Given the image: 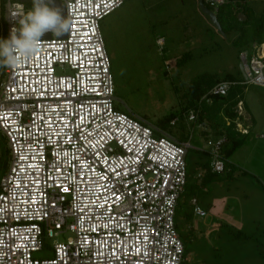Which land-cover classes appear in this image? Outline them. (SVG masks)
Masks as SVG:
<instances>
[{"label":"built area","instance_id":"1","mask_svg":"<svg viewBox=\"0 0 264 264\" xmlns=\"http://www.w3.org/2000/svg\"><path fill=\"white\" fill-rule=\"evenodd\" d=\"M56 1L71 34H51L31 58L0 67V135L8 154L0 179V264H183L175 207L186 186L189 142L157 136L114 107L100 22L126 0ZM5 3L7 38L13 24ZM203 3L215 13L224 0ZM240 56L245 81H221L204 98L224 97L236 84L264 86L263 49ZM234 111L236 131L248 134L243 101ZM184 115L199 122L198 110ZM197 126L206 128L203 121ZM224 141L206 140L213 174L225 172ZM191 205L193 215L206 216L196 199ZM65 233L46 248L50 258L33 257L43 240Z\"/></svg>","mask_w":264,"mask_h":264},{"label":"rangeland","instance_id":"2","mask_svg":"<svg viewBox=\"0 0 264 264\" xmlns=\"http://www.w3.org/2000/svg\"><path fill=\"white\" fill-rule=\"evenodd\" d=\"M239 5L250 7L255 16L264 14V0L231 3L233 8ZM213 25L198 0H126L105 17L100 31L110 63L114 107L144 121L157 136L189 142L186 186L175 215L183 264H264V86L243 85L240 121L243 127L250 126V134L229 157L225 173L198 178V173L205 174L201 165L211 161L206 140L220 137L213 133L223 119L209 124L202 119L206 128L201 129L200 121L189 122L183 113L187 86L198 76L231 75L245 81L241 53L233 44L238 33L224 35ZM261 46H254V55L264 52ZM243 53L248 58L251 49ZM169 115L175 124L166 121ZM4 150L0 141V179L8 168ZM193 198L207 212L205 218L190 217ZM214 203L221 204L215 209L217 217L211 215ZM214 223L218 227L211 229ZM68 236L43 240V251L33 257L50 258L46 248Z\"/></svg>","mask_w":264,"mask_h":264},{"label":"trees","instance_id":"3","mask_svg":"<svg viewBox=\"0 0 264 264\" xmlns=\"http://www.w3.org/2000/svg\"><path fill=\"white\" fill-rule=\"evenodd\" d=\"M231 3V0L224 1V4L218 8L216 12V19L219 24L218 26H220L221 32L224 35L232 32L234 33V31L237 32L238 35L234 40V46L238 48L239 53H243L251 49V55L248 56V58H251L252 55L255 54L254 46L260 47L262 44L264 45V14L255 16L250 7L239 5V7L233 8L231 7ZM24 5L26 8L32 7L31 1H25ZM204 6L207 9L212 10L206 4H204ZM238 14L243 15L245 19L243 21H239L237 17ZM4 29L5 24L3 22V6L2 0H0V39H4L5 37ZM1 79L2 77L0 75V80ZM196 79L197 80H194L195 82L192 81L189 83L190 85L187 86V92L185 93L186 108L183 110V113L184 111L186 112L191 109L198 110L199 121L202 122L204 120L207 122V124L215 122L219 117L223 119V123L222 121L220 123V128H218L214 133H211H213L214 136L219 135L224 136L225 138V141L220 147L223 159L225 161L226 172L229 157L234 153V151L243 145V137L248 135H242L235 129V119L237 116L234 109L237 102L241 100V92L244 86L239 84L233 85L229 89L227 95L224 97L204 98L212 86L216 85L217 83L221 81L238 83L240 80L234 78L231 75H226L220 79L217 78L216 75L209 74L200 75ZM165 119L167 122H169L173 119V115H169L168 117H165ZM0 138V141L5 146L2 137ZM6 150L7 149L5 146L4 151ZM204 169L205 174L203 179H206V176L210 175L211 170L207 165ZM178 202L177 207H179ZM177 207H175L176 210Z\"/></svg>","mask_w":264,"mask_h":264},{"label":"clouds","instance_id":"4","mask_svg":"<svg viewBox=\"0 0 264 264\" xmlns=\"http://www.w3.org/2000/svg\"><path fill=\"white\" fill-rule=\"evenodd\" d=\"M31 4L25 11L24 5L6 0L5 18L13 27L7 38L0 39V67L9 68L31 58L46 33L53 37L71 34V21L62 18L60 8L50 7L53 0H31Z\"/></svg>","mask_w":264,"mask_h":264},{"label":"water","instance_id":"5","mask_svg":"<svg viewBox=\"0 0 264 264\" xmlns=\"http://www.w3.org/2000/svg\"><path fill=\"white\" fill-rule=\"evenodd\" d=\"M51 6H55V7L60 8L62 18L66 19L65 8H64V5L61 2L53 0V5H50V7ZM198 6H199L200 10L203 12V14L208 16L209 20L214 24L213 26H216L217 29L221 32L220 26H218L219 24L217 22L216 16L214 15V13L212 11H210L209 9H207L204 6L203 0H198ZM240 16L242 17V19L240 18ZM237 17H238L239 21H243L245 19V17L243 15H240V14H238ZM64 36H65V34L60 36V37H58V38H62ZM50 37H51V33L49 32V33H46L41 39H49ZM240 70H241V72L243 74L242 65L240 66Z\"/></svg>","mask_w":264,"mask_h":264},{"label":"crops","instance_id":"6","mask_svg":"<svg viewBox=\"0 0 264 264\" xmlns=\"http://www.w3.org/2000/svg\"><path fill=\"white\" fill-rule=\"evenodd\" d=\"M224 1H230V0H224ZM247 1H250V2H252V1H255V0H247ZM231 2H233V3H235V4H237L238 5V0H231ZM264 46V45H263ZM263 46H262V48H263ZM246 105H245V109H246ZM252 120V119H251ZM225 121H227V120H225ZM249 126V125H248ZM247 126V127H248ZM250 127V126H249ZM250 134V128L248 129V135ZM208 166V168H209V163H207V164H203V165H201V168L203 169V170H205L204 168H205V166ZM207 168V167H206ZM210 169V168H209ZM203 172V171H202ZM198 178H200V179H203V177H202V174H199L198 173ZM215 205H212V209H211V215L213 216V217H217L218 216V213L219 212H217L216 213V211H215V209H218V206H220L221 204H219V203H214ZM192 205H191V202H190V204H189V209H190V217L192 218H194V217H197V216H195V215H193V213H192ZM206 216H207V212H206ZM205 216V217H206ZM204 217V218H205ZM197 218H199V217H197ZM217 224H219V223H214V224H211V229H216V227H218L217 226ZM210 231H213V230H210Z\"/></svg>","mask_w":264,"mask_h":264},{"label":"bare ground","instance_id":"7","mask_svg":"<svg viewBox=\"0 0 264 264\" xmlns=\"http://www.w3.org/2000/svg\"><path fill=\"white\" fill-rule=\"evenodd\" d=\"M263 55H264V52H263Z\"/></svg>","mask_w":264,"mask_h":264}]
</instances>
